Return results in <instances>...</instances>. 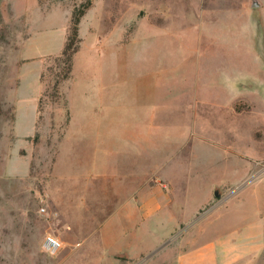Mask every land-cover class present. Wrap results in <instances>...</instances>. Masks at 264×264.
<instances>
[{"label": "rangeland", "instance_id": "374dc122", "mask_svg": "<svg viewBox=\"0 0 264 264\" xmlns=\"http://www.w3.org/2000/svg\"><path fill=\"white\" fill-rule=\"evenodd\" d=\"M260 2L0 0V73L18 70L39 38L65 42L73 9L87 4L60 98L50 94L56 54L42 56L49 93L40 100L32 149L36 203L46 208L36 218L63 245L54 254L39 246L1 249L0 264H176L181 250L254 214L264 224ZM134 166L143 183L136 235L127 231L121 240L128 245L113 251L102 221L118 201L104 189L118 170L128 185ZM227 264H264V238Z\"/></svg>", "mask_w": 264, "mask_h": 264}, {"label": "crops", "instance_id": "0c3cea01", "mask_svg": "<svg viewBox=\"0 0 264 264\" xmlns=\"http://www.w3.org/2000/svg\"><path fill=\"white\" fill-rule=\"evenodd\" d=\"M64 39L55 42L53 38H39L34 44H30V47L34 45L36 49L34 53H30L28 48V53L24 55L25 59L20 63L18 70L13 73H0V252L1 249H26L25 252H29V247L41 248V240L47 232L45 225L36 218V213L40 214L36 203L40 189L34 186L31 175L32 149L38 130L39 97L43 90L40 77L44 66L42 56L58 54ZM134 134L141 145V136L136 132ZM66 138L69 136L64 139ZM104 142L108 144L111 141ZM107 148L110 147L107 145ZM62 151L63 146L58 151L54 163L53 173L58 177ZM141 155L140 152L139 157ZM128 173V185L125 183L123 172L118 170L108 175L110 182L104 189L108 191L107 199L118 201L117 207L102 221L104 238L108 245L114 248L113 251H116L117 247L120 248L119 246L128 245L121 240L127 231H130L132 236L136 235V213L139 207L137 204L143 200L141 166L139 169L134 166ZM167 180L168 187L175 190V179L168 174ZM179 182V188H183ZM178 222L179 219H175V223ZM244 223L230 228L227 232L223 231L214 240L197 245L193 249L181 250L176 264H227L240 256L252 253L263 242V220L254 214L252 220Z\"/></svg>", "mask_w": 264, "mask_h": 264}, {"label": "trees", "instance_id": "16d2710c", "mask_svg": "<svg viewBox=\"0 0 264 264\" xmlns=\"http://www.w3.org/2000/svg\"><path fill=\"white\" fill-rule=\"evenodd\" d=\"M87 4H84L81 7H75L72 11L71 21L69 25V31L64 42V45L61 51L54 56V61L56 63L55 71H53L54 83L51 86L52 91L50 92L51 95H54L60 98L59 92V83L68 78L71 74L72 64H73V55L77 49L78 45V22L80 16L85 11ZM41 80L43 82V77L41 74ZM44 83V82H43ZM48 87L44 88L39 97V109L40 107V100L43 95L49 93L47 92ZM65 100L63 105H65Z\"/></svg>", "mask_w": 264, "mask_h": 264}, {"label": "built area", "instance_id": "2783aa9c", "mask_svg": "<svg viewBox=\"0 0 264 264\" xmlns=\"http://www.w3.org/2000/svg\"><path fill=\"white\" fill-rule=\"evenodd\" d=\"M38 211L41 215L46 213L44 205H40ZM63 245L62 239L53 231H47L40 243L41 249L49 254L56 253Z\"/></svg>", "mask_w": 264, "mask_h": 264}, {"label": "water", "instance_id": "95a60500", "mask_svg": "<svg viewBox=\"0 0 264 264\" xmlns=\"http://www.w3.org/2000/svg\"><path fill=\"white\" fill-rule=\"evenodd\" d=\"M260 3V0H250V5L253 7L260 5Z\"/></svg>", "mask_w": 264, "mask_h": 264}]
</instances>
